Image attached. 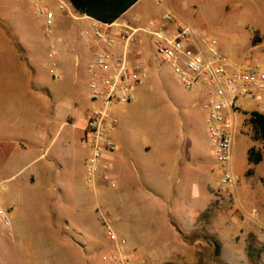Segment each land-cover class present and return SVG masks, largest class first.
Listing matches in <instances>:
<instances>
[{"label":"rangeland","instance_id":"obj_1","mask_svg":"<svg viewBox=\"0 0 264 264\" xmlns=\"http://www.w3.org/2000/svg\"><path fill=\"white\" fill-rule=\"evenodd\" d=\"M47 7L44 0H0V67H6L0 74L9 87H15L16 82L36 87L47 116L55 111L62 113L69 106L73 111L86 112L88 117L92 109L89 60L81 56L78 63L74 51L52 55V36L45 13L40 12ZM50 8L56 10L53 5ZM169 14L216 40L217 49L230 62L264 68V0H149L125 20L137 27L154 24V29L163 30L164 26L173 34V24L164 21ZM77 36L86 40L80 30ZM91 38L93 41L94 32ZM143 42L138 49L144 52L133 57L146 62L142 88L134 102L110 108V114L118 120L112 136L130 153L122 160L126 167L123 176H135L131 160L138 163L145 156L157 131L176 129L175 141L181 145L190 118L196 135L214 155L210 180L213 196L230 199L232 211L219 205L216 211L207 212L206 223L197 232L181 231L192 244L198 242L181 258L183 248L163 224H141L132 213V200L112 192L117 188L113 175L114 186L99 181V177L89 181L90 197L84 203L90 213L73 220L64 213L66 200L54 191L41 198L36 187L26 186L23 175L0 183V264H155L157 257L164 258L172 251L176 252L169 264H252L248 239L254 238L260 246L264 243L258 223L264 224V141L255 137L248 120L254 112L264 114V102L239 100L233 171L241 180L235 188L226 186L207 133V96L201 89L182 86L170 67L156 57L151 38L143 36ZM50 125L58 129L60 122ZM88 149L87 178L92 156ZM251 149L262 155L258 164L249 161ZM92 222L97 226L90 233L85 225ZM217 240L224 246L220 256L216 255ZM260 264H264V255Z\"/></svg>","mask_w":264,"mask_h":264},{"label":"crops","instance_id":"obj_2","mask_svg":"<svg viewBox=\"0 0 264 264\" xmlns=\"http://www.w3.org/2000/svg\"><path fill=\"white\" fill-rule=\"evenodd\" d=\"M44 1L48 3L45 9L54 14L49 29L52 55L59 57L74 51L78 63L81 56L89 62L92 59L95 50L91 38L94 24L127 22L126 17L134 9L149 3V0H114V14L120 16L113 23H107L79 12L71 0ZM52 5L56 10H51ZM45 19L47 26L46 14ZM87 23L90 27L84 28ZM78 30L86 40L78 38ZM0 69V72L6 71V67L1 66ZM36 89L28 83L20 85L19 82L15 87H9L0 74V183L24 175L26 186L36 187L41 198L54 191L58 198L66 200L64 213L73 220L90 213L84 203L90 197V183L85 170L89 149L82 142L87 115L67 106L62 113L55 111L47 116ZM189 120L190 127L186 130L187 136L181 137V145L175 141L178 135L176 129L156 132L145 156L138 163L131 160L134 177L123 176L126 167L122 160L124 154L130 153L114 138L118 150L104 161L117 182V188L112 192L132 200V213L141 224H163L183 248L181 258H185L189 250L198 244H192L181 231L197 232L206 223L207 212L219 205L232 211L230 199L221 198L220 194L213 196L210 180L214 155L198 138ZM54 121L60 122L58 129L50 125ZM96 226L97 223L92 222L90 226L85 225V229L91 233ZM216 242L222 255L224 246L220 240ZM175 252L164 258L157 257L154 263L169 264Z\"/></svg>","mask_w":264,"mask_h":264},{"label":"built area","instance_id":"obj_3","mask_svg":"<svg viewBox=\"0 0 264 264\" xmlns=\"http://www.w3.org/2000/svg\"><path fill=\"white\" fill-rule=\"evenodd\" d=\"M40 12L46 14L50 29L54 14L46 9ZM164 21L173 24V34L167 28L154 29V24L146 28L127 22L93 26L95 50L88 67L92 109L82 138L83 144L92 150L88 180L96 181L99 177L114 186L109 168L104 164L106 157L118 150L112 136L118 120L110 114V108L134 102L142 88L146 62L133 57L144 52L138 47L144 44L143 36H148L156 57L170 67L182 86L188 90L201 89L207 96L204 110L209 141L221 165L222 183L235 188L241 180L233 171L235 115L241 98L264 102V68L232 63L219 52L216 40L170 14ZM258 223L264 238V224ZM108 235L115 239L111 231Z\"/></svg>","mask_w":264,"mask_h":264},{"label":"trees","instance_id":"obj_4","mask_svg":"<svg viewBox=\"0 0 264 264\" xmlns=\"http://www.w3.org/2000/svg\"><path fill=\"white\" fill-rule=\"evenodd\" d=\"M73 6L81 13L107 23H113L119 14H114V0H71ZM249 124L252 126L255 137L264 141V114L254 112L250 115ZM249 161L252 164H258L262 161V155L259 151L251 149L249 151ZM216 255L221 253L220 245L215 242ZM248 256L252 264H260L264 255V245H258L254 238H249L247 241Z\"/></svg>","mask_w":264,"mask_h":264}]
</instances>
